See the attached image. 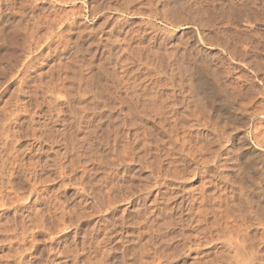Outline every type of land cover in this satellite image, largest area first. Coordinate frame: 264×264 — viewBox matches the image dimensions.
<instances>
[{"label":"rangeland","instance_id":"obj_1","mask_svg":"<svg viewBox=\"0 0 264 264\" xmlns=\"http://www.w3.org/2000/svg\"><path fill=\"white\" fill-rule=\"evenodd\" d=\"M233 166L264 183V0H0V264H258Z\"/></svg>","mask_w":264,"mask_h":264},{"label":"bare ground","instance_id":"obj_2","mask_svg":"<svg viewBox=\"0 0 264 264\" xmlns=\"http://www.w3.org/2000/svg\"><path fill=\"white\" fill-rule=\"evenodd\" d=\"M214 2V1H213ZM250 3V2H249ZM257 4V3H256ZM168 6V5H167ZM245 6V5H244ZM4 12V11H3ZM4 17V16H3ZM6 20V19H5ZM142 21V20H141ZM247 21V20H246ZM240 22V21H239ZM3 23V22H2ZM141 26V25H140ZM200 28V27H199ZM138 30V29H137ZM140 31V30H139ZM142 32V31H141ZM142 37V36H141ZM182 40V39H181ZM184 41V40H183ZM199 44V43H198ZM187 53V52H186ZM186 53L184 52V54L182 55L183 57L184 56H187L186 55ZM190 54H191V52H190ZM189 56V55H188ZM193 56V55H192ZM191 56V57H192ZM172 58V57H171ZM180 59H182L181 57H177V58H174V61H175V63L174 62H171V60L170 59H167V61H168V63L167 64H163V63H161V69L163 70V73H168V70H170V72L173 74V76H174V78H175V74L173 73L174 72V70H177V69H180V71H183V70H187V69H185L184 68V64H183V60L181 61ZM184 59H187V57H184ZM190 59V58H189ZM188 60V59H187ZM192 60V59H191ZM182 62V63H181ZM188 62V61H187ZM195 63H197V62H195ZM190 65V64H189ZM175 67H176V69H175ZM199 70V69H198ZM3 71V70H2ZM187 73V72H186ZM161 74V73H160ZM165 75V74H164ZM176 75H177V73H176ZM179 75V74H178ZM182 75V74H181ZM180 75V76H181ZM168 77H170V78H172L171 76H170V74L169 75H167ZM178 78V77H177ZM199 78V77H198ZM204 81V80H203ZM167 82V81H166ZM171 84L172 85H175V82H174V80H173V78L171 79ZM177 82H179V80H177ZM160 84V83H159ZM164 84V83H163ZM178 84V83H177ZM199 84V83H198ZM206 84H207V82H206ZM166 85V84H165ZM196 85H197V83H196ZM202 85V84H201ZM170 86V85H169ZM185 86V85H184ZM198 87V86H197ZM170 89V88H169ZM173 89V88H172ZM199 89V88H198ZM170 91V90H169ZM173 92V91H172ZM170 93V92H169ZM174 93V92H173ZM180 93V92H179ZM194 93V92H193ZM171 94V93H170ZM176 94V93H175ZM182 94V93H181ZM195 94V93H194ZM196 94H197V92H196ZM195 94V95H196ZM198 94H199V92H198ZM174 96V95H173ZM176 96V95H175ZM199 96L200 95H196L195 97H193V99L194 98H198L199 99ZM170 98V97H169ZM196 99H195V102H199V100L201 101V102H203L202 100H201V98L198 100L197 99V101H196ZM171 100V99H170ZM204 100V99H203ZM181 101V100H180ZM172 102H174V101H172ZM200 102V103H201ZM183 104L181 103V105H180V107L182 106ZM200 105V104H199ZM175 106V105H174ZM175 107H177V106H175ZM88 108V107H87ZM179 108V107H178ZM177 108V109H178ZM184 109V108H183ZM206 109H207V107H206ZM185 110V109H184ZM230 110V109H229ZM186 111V110H185ZM225 111V110H224ZM180 114H182V113H180ZM179 116H181V115H179ZM227 118V117H226ZM225 118V119H226ZM228 119V118H227ZM162 124V123H161ZM194 124V123H193ZM221 128V127H220ZM222 129H224V128H222ZM221 131V130H220ZM223 131V130H222ZM229 131V130H228ZM150 133V132H149ZM92 134H93V132H92ZM221 134H223V133H221ZM151 135V134H150ZM91 136V135H90ZM225 136V135H224ZM223 136V137H224ZM168 137V136H167ZM169 138H171V134H170V137ZM168 139V138H167ZM257 139V138H256ZM173 140V139H172ZM186 141V140H185ZM259 142V141H258ZM262 144V143H261ZM219 147V146H218ZM218 149V148H217ZM247 158H248V156H247ZM230 160V159H229ZM199 161V160H198ZM211 161V160H210ZM237 161V160H236ZM248 162V161H247ZM218 163V162H217ZM219 163H221V162H219ZM235 164V163H234ZM237 164V163H236ZM247 164V163H246ZM217 166H219L218 164H216ZM238 165V164H237ZM240 165H242L241 163H240ZM232 166V165H231ZM236 166V165H235ZM233 166V167H229L230 168V171H229V173L230 172H233V174H234V178H232V179H228L229 177L227 176V174H226V172H224L223 170V172L221 171V169L219 168V167H216V169H215V171H214V174H213V176H215L217 179L219 178L220 179V181L222 180L223 182H225V181H228L227 183H229L230 182V184H231V182H232V186H234L235 187V191H239V190H242V192L240 193V194H237V196H236V199H237V202L238 203H240L239 205H240V208H242L243 209V213L242 214H247V215H249L250 214V212H252V213H254L255 215V217L257 218V216H258V218L259 219H263L264 218V207L261 205L262 204V200H264L263 199V193L261 192V191H264V190H262V188H264V183L263 184H261V182H259L260 184L258 185V186H248L247 185V182H246V180L244 179V177H242L239 173H238V169H239V167L238 166ZM247 166V165H246ZM227 169V168H226ZM175 172V171H174ZM239 172H240V170H239ZM242 173V172H241ZM226 174V175H225ZM260 177V176H259ZM262 177V176H261ZM264 179V178H263ZM261 180V181H264V180ZM259 180V179H258ZM222 183V182H221ZM249 183V182H248ZM226 184V183H225ZM230 184H229V187H230ZM160 185V184H159ZM227 185V184H226ZM231 186V187H232ZM241 188V189H240ZM231 189H233V188H231ZM230 189V190H231ZM224 190V189H223ZM244 190V191H243ZM221 192V191H220ZM234 192V191H233ZM240 192V191H239ZM222 193V192H221ZM183 194V193H182ZM224 194V193H223ZM233 194H235V193H233ZM221 195V194H220ZM229 195V194H228ZM235 196V195H234ZM176 197V196H175ZM174 198V197H173ZM2 199V198H1ZM221 201V200H220ZM183 202V201H182ZM230 202V201H229ZM220 205V204H219ZM251 211H250V210ZM220 211V210H219ZM238 211H241V210H238ZM242 212V211H241ZM241 212H240V214H241ZM245 212V213H244ZM223 213V212H222ZM249 213V214H248ZM226 215L228 214V213H225ZM224 214V215H225ZM241 214V215H242ZM218 215V214H217ZM231 215V214H230ZM229 215V216H230ZM239 215V214H238ZM240 215V218L243 216H241ZM253 215V214H252ZM221 216V215H220ZM232 216V215H231ZM234 216V215H233ZM232 216V217H233ZM249 216H251V215H249ZM222 217V216H221ZM226 217V216H225ZM237 217V216H236ZM246 217V216H245ZM254 217V218H255ZM261 217V218H260ZM220 218V217H219ZM234 218V217H233ZM239 218V219H240ZM244 218V217H243ZM243 218H241L240 220H242ZM247 218H249V217H247ZM247 218H244V221L247 219ZM255 218V219H256ZM228 219V218H227ZM238 219V218H237ZM253 218H252V216H251V219L249 220V219H247L248 220V223H249V221H250V224H249V226H251V220H252ZM220 220V219H219ZM229 220V219H228ZM236 221V220H235ZM254 221V220H253ZM252 221V222H253ZM261 222H262V220H260ZM221 222H222V220H221ZM246 222V221H245ZM255 222V221H254ZM248 223H247V226H248ZM263 223V225H264V221L262 222ZM262 223L260 224V225H262ZM229 224H230V222H229ZM228 224V225H229ZM245 224V223H244ZM253 224V223H252ZM259 224V223H258ZM257 223H256V225H258ZM243 225V224H242ZM246 225V224H245ZM255 225V224H254ZM254 225H252L250 228H252ZM259 225V226H260ZM244 226V225H243ZM248 226V227H249ZM213 227V226H212ZM221 227V226H220ZM258 227V226H257ZM257 227H255V228H257ZM222 228V227H221ZM233 229V228H232ZM247 229H249V228H247ZM211 230V229H210ZM213 230V229H212ZM215 230V229H214ZM223 230H225L224 228H223ZM250 230H252V229H249L248 231H250ZM258 230V229H257ZM260 230V229H259ZM234 231V230H233ZM243 231V230H242ZM247 231V230H246ZM247 231V232H248ZM221 232V231H220ZM247 232H245L246 234H248ZM262 232V231H261ZM260 232V233H261ZM224 233V232H223ZM222 233V234H223ZM233 233H235V231L233 232ZM225 234V233H224ZM227 234V233H226ZM244 234V233H243ZM253 234H254V231H253ZM257 234V233H256ZM262 234H264V233H262ZM215 234H213V236H214ZM234 235V234H233ZM258 235H260V234H258ZM224 236V235H223ZM235 236V235H234ZM234 236H232V238L234 237ZM252 236V235H251ZM251 236H249V237H251ZM253 236H255V235H253ZM261 236V235H260ZM264 236V235H263ZM262 236V237H263ZM221 237V236H220ZM228 237V236H227ZM242 237H246V235L244 234V236H242ZM257 237V236H256ZM256 237H254V240L253 241H249L250 242V247H251V244L252 243H254V242H257V243H255V245L257 244L258 245V241H259V238H257L258 239V241H255V239H256ZM262 237H260L261 239H262ZM217 238H218V236H217ZM244 238H243V240H244ZM212 239V238H211ZM210 239V240H211ZM219 239V238H218ZM224 239V238H223ZM227 239V238H226ZM229 239V238H228ZM234 239V238H233ZM232 239V240H233ZM248 239V238H247ZM251 238H249V240H250ZM246 240V239H245ZM212 241V240H211ZM215 241V240H214ZM235 241V240H234ZM241 241V240H240ZM248 241V240H247ZM262 240H260L259 241V243L261 242ZM264 241V240H263ZM262 241V242H263ZM239 242V241H238ZM246 242V241H245ZM252 242V243H251ZM261 242V243H262ZM210 243V242H209ZM214 244V243H213ZM229 244V243H228ZM243 244V243H242ZM248 244V243H247ZM216 245V244H215ZM225 245V244H224ZM241 245V244H240ZM240 245H238V246H240ZM244 245V244H243ZM246 245V244H245ZM249 245V244H248ZM253 246H254V244H252ZM256 245V246H257ZM260 245V244H259ZM234 246V245H233ZM247 246V245H246ZM253 246H252V248H250V250L251 251H254L253 250ZM255 246V247H256ZM228 247H229V245H228ZM243 247V246H242ZM258 248H259V246H257ZM230 248V247H229ZM237 248V247H236ZM240 248V247H239ZM247 248V247H246ZM262 248H264V247H262L261 246V249ZM233 249V248H232ZM235 249V248H234ZM242 249V248H241ZM240 249V250H241ZM248 249V248H247ZM260 249V248H259ZM259 249H257L256 248V251L253 253H251V256H252V258L257 254L256 252H258L257 250H259ZM236 250H238V248L236 249ZM263 250V249H262ZM224 251V250H223ZM236 252V251H235ZM245 252H246V250H245ZM260 252H263V251H260ZM239 253V252H238ZM264 253V252H263ZM262 253V254H263ZM253 254H254V256H253ZM261 254V253H260ZM262 254H261V256H262ZM234 255L236 256V254L234 253ZM238 255V254H237ZM264 255V254H263ZM226 256V255H225ZM224 256V257H225ZM245 256V255H244ZM248 257H249V255H247ZM250 256V257H251ZM257 256L259 257V254H257ZM261 256H260V258H261ZM247 257V258H248ZM256 257V256H255ZM264 257V256H263ZM234 258H236V259H238L237 257H234ZM243 258H245V257H243ZM257 258V257H256ZM235 259V260H236ZM242 259V258H241ZM262 259V258H261ZM231 260V259H230ZM242 260H244V259H242ZM253 260V259H252ZM251 259H250V261L251 262H253L254 260H255V258H254V260L252 261ZM257 260V259H256ZM258 261V260H257ZM256 262V261H255ZM259 262V261H258ZM263 262L264 261H262V262H260L261 264H263ZM234 263H235V261H234ZM237 264H238V262H236ZM246 264H249L250 262H248V261H246L245 262ZM245 263H243V264H245ZM260 263H258V264H260ZM252 264V263H251ZM253 264H254V262H253Z\"/></svg>","mask_w":264,"mask_h":264}]
</instances>
